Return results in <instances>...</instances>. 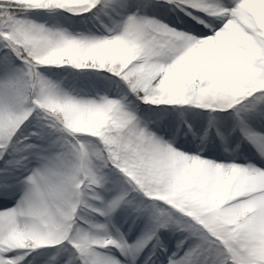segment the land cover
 <instances>
[{"label":"snow or ice","instance_id":"obj_1","mask_svg":"<svg viewBox=\"0 0 264 264\" xmlns=\"http://www.w3.org/2000/svg\"><path fill=\"white\" fill-rule=\"evenodd\" d=\"M0 264H264V0H0Z\"/></svg>","mask_w":264,"mask_h":264}]
</instances>
